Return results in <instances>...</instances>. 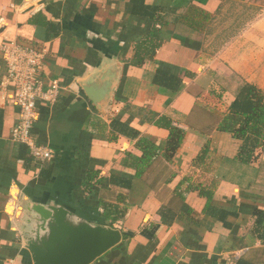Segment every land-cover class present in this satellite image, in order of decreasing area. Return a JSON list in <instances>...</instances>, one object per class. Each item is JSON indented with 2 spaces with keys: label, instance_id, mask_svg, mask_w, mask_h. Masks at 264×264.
<instances>
[{
  "label": "crops",
  "instance_id": "obj_1",
  "mask_svg": "<svg viewBox=\"0 0 264 264\" xmlns=\"http://www.w3.org/2000/svg\"><path fill=\"white\" fill-rule=\"evenodd\" d=\"M143 4L178 11L167 18L176 22L161 29L154 57L136 68L129 65L133 46L150 21L132 13L131 0H0V49L16 42L42 51L44 83L56 80L61 87L55 103L39 107L33 126L34 139L53 152L42 165L11 141L18 110L13 87L1 86L0 50V264L7 258L32 264L18 231L29 204L61 206L97 225H106L100 204L124 210L112 226L122 242L92 264H235L241 258L264 264V242L251 234L253 210L264 211V149L242 164L240 143L218 131L244 84L264 93V4ZM188 7L199 13L185 21ZM99 65L103 71L119 67L103 111L79 84ZM157 69L180 78L181 90L170 94L152 84ZM160 117L183 132L182 142L172 157L155 153L138 179L128 154L140 157L142 138L165 147L169 132L156 126ZM80 152L101 179L92 194L83 191ZM111 178L131 186L111 184ZM219 210L236 216L226 219L230 229Z\"/></svg>",
  "mask_w": 264,
  "mask_h": 264
},
{
  "label": "trees",
  "instance_id": "obj_2",
  "mask_svg": "<svg viewBox=\"0 0 264 264\" xmlns=\"http://www.w3.org/2000/svg\"><path fill=\"white\" fill-rule=\"evenodd\" d=\"M252 3L264 4V0H252ZM131 5L134 15L145 17L150 21L148 31L134 44L133 56L129 62L130 66L141 68L154 57L155 52L160 47L162 43V39L160 38L161 29L169 23L174 24L176 22V19H174L175 21H169L167 18L170 16V13L178 11V8L150 7L144 5L143 0H131ZM192 13H194L193 9L189 11V16H182V18L185 17V21H187ZM196 13H199V11L196 10L194 14ZM194 14L192 15L194 16ZM151 82L170 94H176L182 88L180 78L159 69L153 73ZM156 126L169 132L165 147L160 149L142 138L136 144V148L141 152L140 157H132L128 154V158L130 159L129 166L135 168V177L138 179L144 178V169L141 170L140 168L148 166L155 153H163L164 157H172L182 142L183 132L174 127L172 122L166 117H160L156 121ZM218 131L229 133L240 143L236 159L242 164H248L247 162L252 160L257 150L264 149V93L252 84H244L228 105L226 115L219 123ZM79 155L80 166L84 170L83 191L87 194H92L94 193V186L100 183L101 179H98V172L89 169L88 154L80 152ZM110 181L111 184L121 185L127 189L131 186L129 180L111 178ZM100 205L103 210L101 213L103 222L109 227H112L118 219L124 216V210L120 211L108 204ZM220 213L219 220L223 223L224 227L230 229L232 223L226 219L228 217L236 218V216L226 211H220ZM252 216L254 217V224L251 234L254 238L264 242V211L255 209L252 212ZM235 264L253 263L241 258Z\"/></svg>",
  "mask_w": 264,
  "mask_h": 264
},
{
  "label": "water",
  "instance_id": "obj_3",
  "mask_svg": "<svg viewBox=\"0 0 264 264\" xmlns=\"http://www.w3.org/2000/svg\"><path fill=\"white\" fill-rule=\"evenodd\" d=\"M97 68L96 75L79 84L93 107L103 111L115 91L119 67ZM20 222L22 246L32 264H92L123 240L119 230L85 221L61 206L29 204Z\"/></svg>",
  "mask_w": 264,
  "mask_h": 264
},
{
  "label": "built area",
  "instance_id": "obj_4",
  "mask_svg": "<svg viewBox=\"0 0 264 264\" xmlns=\"http://www.w3.org/2000/svg\"><path fill=\"white\" fill-rule=\"evenodd\" d=\"M0 50L6 67L1 86L13 87V101L18 110L17 122L11 129V141L24 145L31 159L43 165L52 159L53 152L34 139L33 126L39 107L55 103L61 87L56 80L47 85L44 83L40 71L44 58L42 51L16 42L4 44ZM2 264H16V261L7 258Z\"/></svg>",
  "mask_w": 264,
  "mask_h": 264
},
{
  "label": "rangeland",
  "instance_id": "obj_5",
  "mask_svg": "<svg viewBox=\"0 0 264 264\" xmlns=\"http://www.w3.org/2000/svg\"><path fill=\"white\" fill-rule=\"evenodd\" d=\"M254 11H255L254 8H252V9H251V14H252V15L254 14Z\"/></svg>",
  "mask_w": 264,
  "mask_h": 264
}]
</instances>
